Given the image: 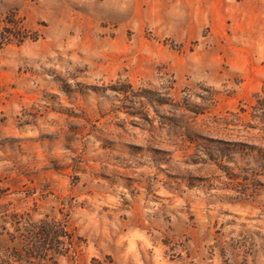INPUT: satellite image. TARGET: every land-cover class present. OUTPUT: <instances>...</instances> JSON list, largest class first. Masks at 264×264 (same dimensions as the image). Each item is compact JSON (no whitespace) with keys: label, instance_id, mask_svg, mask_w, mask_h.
<instances>
[{"label":"rangeland","instance_id":"rangeland-1","mask_svg":"<svg viewBox=\"0 0 264 264\" xmlns=\"http://www.w3.org/2000/svg\"><path fill=\"white\" fill-rule=\"evenodd\" d=\"M5 21L30 39L0 49V226L66 221L58 264H264V0H0Z\"/></svg>","mask_w":264,"mask_h":264},{"label":"trees","instance_id":"trees-1","mask_svg":"<svg viewBox=\"0 0 264 264\" xmlns=\"http://www.w3.org/2000/svg\"><path fill=\"white\" fill-rule=\"evenodd\" d=\"M20 28L13 21H5L0 30V49L9 45H21L29 40V37L19 33ZM130 87H122L119 94H127ZM143 98L165 104L154 99L151 91H141ZM231 148H246L251 154L254 148L244 144L236 143L227 145ZM245 150V149H243ZM216 153L219 157L223 152H230V148H218ZM257 161H264V151L258 150ZM12 226V225H11ZM12 232L6 227L0 226V264H58L59 258L69 256L75 251L78 238L68 229L64 220H56L45 217L37 222L16 221L12 227Z\"/></svg>","mask_w":264,"mask_h":264}]
</instances>
